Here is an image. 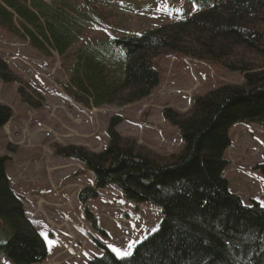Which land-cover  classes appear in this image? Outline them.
<instances>
[{"label": "trees", "instance_id": "1", "mask_svg": "<svg viewBox=\"0 0 264 264\" xmlns=\"http://www.w3.org/2000/svg\"><path fill=\"white\" fill-rule=\"evenodd\" d=\"M188 1L193 9L141 34L80 42L79 20H72L61 5L0 0V26L18 39L28 38L46 57L52 52L61 57L67 63L63 90L86 107L147 99L159 85L154 62L163 52L241 75L239 82H221L194 97L185 111L162 108L161 119L177 129L182 141L175 152L157 154L121 135L115 129L122 120L118 115L108 121L100 151L83 145L54 147L56 156L80 163L92 175V183L76 194L80 204L113 186L127 201L148 202L162 215L156 230L136 243L130 256L121 259L96 242L101 254L86 264H264V204H244L229 188L224 156L232 125L264 127V0ZM10 10L20 20V31L13 28ZM119 51L124 54L120 63ZM0 82L22 83L1 57ZM21 100L29 102L25 96ZM32 105L41 103L34 99ZM12 116L10 105L0 102V132ZM6 160L0 156V256L13 264H37L46 257L45 240L11 187ZM258 168L264 176V159Z\"/></svg>", "mask_w": 264, "mask_h": 264}, {"label": "rangeland", "instance_id": "2", "mask_svg": "<svg viewBox=\"0 0 264 264\" xmlns=\"http://www.w3.org/2000/svg\"><path fill=\"white\" fill-rule=\"evenodd\" d=\"M50 1L61 5L72 20H79L83 29L80 42L141 34L169 17L193 9L188 0ZM79 11L87 14L79 15ZM12 25L19 28L18 21ZM121 55L124 54L119 51V63ZM0 56L22 78L21 84L0 82V101L13 110L12 119L0 134V156H7L6 174L26 211L32 210L37 220H44L42 232L48 255L40 264H86L101 254L95 246L97 241L111 251H132L136 243L156 230L162 217L148 202L137 208L141 212L132 214L129 202L113 186L80 204L76 194L91 184L92 175L80 163L56 156V145H83L100 151L107 141L108 121L118 115L122 120L115 129L121 135L135 138L157 154L175 152L182 141L177 129L161 119L162 108L185 111L194 97L217 84L241 80L237 72L188 59L178 52H163L154 62L159 85L147 99L132 105L96 108L81 105L63 90L67 63L61 57H46L28 45L26 38L18 39L4 27H0ZM18 85L22 86L21 93H17ZM21 96L28 97L29 102H23ZM34 99L40 101L39 107L32 105ZM229 137L231 146L224 154L229 160L225 172L229 188L244 204L250 205L254 200L264 204V176L258 168L264 159V127L236 123L230 127ZM126 213L134 222L128 230L133 239L125 238L129 235L124 228ZM63 250L69 255L65 254L64 259ZM0 264L13 263L0 257Z\"/></svg>", "mask_w": 264, "mask_h": 264}, {"label": "snow or ice", "instance_id": "3", "mask_svg": "<svg viewBox=\"0 0 264 264\" xmlns=\"http://www.w3.org/2000/svg\"><path fill=\"white\" fill-rule=\"evenodd\" d=\"M113 251L116 252L121 259L126 258L132 254L131 251H122L119 249H113Z\"/></svg>", "mask_w": 264, "mask_h": 264}, {"label": "crops", "instance_id": "4", "mask_svg": "<svg viewBox=\"0 0 264 264\" xmlns=\"http://www.w3.org/2000/svg\"><path fill=\"white\" fill-rule=\"evenodd\" d=\"M136 104V103H135Z\"/></svg>", "mask_w": 264, "mask_h": 264}]
</instances>
